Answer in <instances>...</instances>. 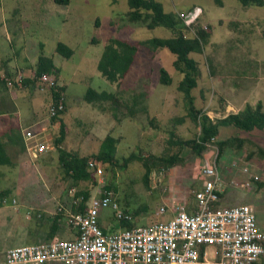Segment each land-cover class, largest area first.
I'll use <instances>...</instances> for the list:
<instances>
[{
    "label": "rangeland",
    "instance_id": "374dc122",
    "mask_svg": "<svg viewBox=\"0 0 264 264\" xmlns=\"http://www.w3.org/2000/svg\"><path fill=\"white\" fill-rule=\"evenodd\" d=\"M159 1L166 11L176 9L173 11L178 14L188 13L195 6L201 8L193 23L203 28L208 38L201 53H190L200 68L198 84L193 90L196 105L207 110L212 118L240 109L247 102L254 104L260 100L264 108V4L246 7L238 0H219L220 3L218 0ZM127 10V0H69L65 5L53 0H0V60L14 58V63L24 67L23 75L29 77L33 75L39 55L51 58L54 70H57L56 81L65 87V111L59 115L63 114L64 125L68 129L64 137L67 152L90 158L98 151L105 135L111 134L116 138V161L106 167L101 162L102 175L97 177L95 183L90 180L75 182L65 175L56 149L45 152L48 159L43 167L36 163V158L41 154L31 161H25L19 173L17 168L11 170L8 165L0 166V188L9 189L11 184L5 181L17 174H43L54 181L46 187L57 191L58 195L49 199V205L55 209L58 203H69L81 196L73 197L71 192L87 191L90 194L101 184L111 192L119 207L131 214L132 225L149 224L167 217L157 214L165 203L174 200L181 204H194L193 191L200 187L203 178L201 169L215 157L223 181L221 205L250 204L255 209L258 224L264 230V160L256 155L248 157V151L254 147L251 144L246 143L241 148L227 147L219 157L216 156L215 142L208 143L200 154L185 146L182 149L183 162L168 169L152 171L147 185L143 181L144 168L137 157H131L124 165L123 159L132 154L145 157L162 154L167 147V129L175 127L176 134L184 139L194 137L199 131L198 125L185 115L183 96L177 89L181 74L172 65L174 54L166 48L152 50L140 44L151 37H169L172 31L162 26L146 28L143 23L130 22L125 15ZM195 29L196 26H192V29L187 28L183 32L192 35ZM110 37L125 39L138 47L127 73L115 82L108 81L97 67ZM58 41L73 50L71 57L66 59L57 52ZM23 55L27 60H23ZM160 67L170 74V84L159 81ZM17 77H20V73ZM36 86L33 94L41 102L38 112L40 110L42 116H48L50 90H41ZM87 87L112 92L120 100L129 102L133 94L142 93L148 113L140 112L132 117L118 101L88 102L84 98ZM149 118L153 120L151 123ZM42 123L46 126L47 121ZM48 124L46 132L49 134L42 135L36 127L29 130L31 138L39 141L36 137L42 135L46 137L42 140L53 141L58 134L59 121L55 122V126ZM221 131L215 141L239 136L264 147V128L244 131L228 126ZM244 168L258 176V179L250 180L249 187L243 186L249 180L248 173L243 172ZM7 199L5 206L13 207L15 200ZM3 214L4 210L0 209V215L4 217H20L23 212L16 213L9 208L6 215ZM48 215L51 216L45 213L35 218L44 220ZM24 216L31 218L27 211ZM100 218L101 227L103 225L107 231L122 228L116 226L119 221L110 208H104ZM2 227L8 230L1 235L0 229V259L9 247L45 239L34 237L30 241L17 236L16 231L12 230L17 227ZM61 229L63 234L59 236L69 231L65 224Z\"/></svg>",
    "mask_w": 264,
    "mask_h": 264
},
{
    "label": "built area",
    "instance_id": "2783aa9c",
    "mask_svg": "<svg viewBox=\"0 0 264 264\" xmlns=\"http://www.w3.org/2000/svg\"><path fill=\"white\" fill-rule=\"evenodd\" d=\"M200 13L201 8L195 6L179 16L192 29ZM21 79V75L16 78L19 86ZM6 81L8 86L13 85L11 79ZM35 83L41 90H57L53 73H41ZM64 104L62 93L57 100L51 96L48 117L63 111ZM24 139L30 157L55 148L51 142L31 138L29 131L24 133ZM87 165L97 181L103 171L101 162L90 157ZM243 172L249 178L244 187H249L250 180L258 179L248 168ZM201 174V185L193 191L194 204L188 206L172 200L157 211L167 215L161 220L106 232L100 224L104 208H110L118 221H130L132 216L100 184L87 199L81 195L69 203H59L49 213L63 216L68 235L9 247L0 264H253L264 260V230L257 222L254 207L248 203L221 205L223 181L215 157L201 169ZM71 193L75 197L76 193ZM82 201V210H73ZM27 214L31 217L32 211Z\"/></svg>",
    "mask_w": 264,
    "mask_h": 264
},
{
    "label": "trees",
    "instance_id": "16d2710c",
    "mask_svg": "<svg viewBox=\"0 0 264 264\" xmlns=\"http://www.w3.org/2000/svg\"><path fill=\"white\" fill-rule=\"evenodd\" d=\"M53 1L60 5L69 3V0ZM238 2L246 7L262 6L264 4V0H238ZM127 5L128 10L125 12V15L130 22L143 23L146 28L162 26L172 31V35L169 37H151L142 40L140 44L152 50L166 48L174 54L175 58L173 59L172 65L174 69L181 74V78L177 84V89L183 96L186 111L185 115L193 120L199 127L198 133L194 137L187 139L178 136L176 134L175 127L167 129V147L162 154H150L146 157L142 154H132L130 157L123 159L124 165L131 157H137L140 160L144 168L143 181L146 185L152 171L168 169L174 165L182 163V149L185 146H188L196 154H200L206 148L207 144L212 142V138H216L218 136L220 126L232 125L244 131H251L255 128H264V108L262 101L260 100L256 101L254 104L247 102L236 112H223L222 116L218 118H212L207 113V110H203L201 107L196 105V96L193 90L198 84L200 68L198 66V62L190 55V53H201L203 51L208 38V34L203 28L198 26L195 22L192 24V26H196L194 33L192 35H186L183 31L188 27L184 25L179 14L175 11H165L161 1L159 0H127ZM262 35L264 36V27L262 28ZM56 50L66 59L71 57L73 53V50L61 41L57 42ZM137 51V45L125 39L118 37L108 38L103 48L101 57L97 63L100 74L110 82L119 81L127 73L129 67L134 61ZM43 72L53 73L55 75L57 70H54V63L51 58L39 55L34 74L27 78L23 77L21 79V83H33ZM159 81L166 85L171 83V76L163 67L159 68ZM17 85V83H13L14 88H17ZM56 88L57 90L50 89L51 96L54 100L59 98L64 89V87L59 85L58 82ZM142 95V93L133 94L132 100L129 102L125 99L120 100L117 95L112 92L104 90L97 91L94 88L87 87L84 93V98L88 102L96 100H111V102L114 103L118 101L119 104H122L126 108V113H128L129 116L134 117L140 112L148 113L147 106L144 103V100H142ZM59 113L60 112H57L55 115L50 117L53 123L59 121L58 134L53 140V143L56 146L62 142L66 130ZM179 120H181V118ZM152 121V118H149V122L151 123ZM246 143L254 146L248 151L247 155L249 158L256 155L259 159L264 160V147L255 144L248 138L239 136H230L224 139L216 140L215 145L217 147V157L221 156L227 147L241 148ZM1 146L2 143L0 142V163H5V160L2 157L3 150ZM174 146L175 148L171 150ZM57 152L58 160L65 175L70 176L75 182L89 180L93 181V183L96 182L93 171L88 169V156L70 154L64 146L63 148H61V146L57 147ZM115 154L116 138L111 134H107L102 139L99 149L95 154H93V157L102 162L104 167H106V165L111 166L114 164L116 161ZM79 194L84 197V200L87 199L89 195L87 191L76 193V195ZM4 195L5 191H0L1 203ZM219 196L221 197L220 193ZM74 208V210H82L83 201ZM125 212L129 213L128 211ZM40 220L42 223L38 224V229H43V225L45 223L48 224L44 240H50L54 237L56 233L55 229L58 226L57 223L59 224L60 221L63 220V216L60 213L51 214V216L48 215L46 219ZM116 226L131 228L134 225H132L129 220L121 219ZM102 229L104 232L107 231V228L105 227H102ZM253 264L259 263L255 262ZM262 264H264V260L262 261Z\"/></svg>",
    "mask_w": 264,
    "mask_h": 264
},
{
    "label": "crops",
    "instance_id": "0c3cea01",
    "mask_svg": "<svg viewBox=\"0 0 264 264\" xmlns=\"http://www.w3.org/2000/svg\"><path fill=\"white\" fill-rule=\"evenodd\" d=\"M173 7L174 5L172 4V9ZM23 60H27L26 57H24V55H23ZM14 61L15 59L14 58L11 59L10 57H8V59L0 60V142L2 143L1 147L3 150L2 157L5 160V163H0V166L8 165L11 168V170L17 168L19 173L22 172V167L25 165V161L27 162L28 160L31 161L33 159V157L28 156L26 152L27 140L24 139V133L26 131L38 127L37 132L40 131L39 133H41L42 135L49 134V132H46L48 130L47 124L49 123L48 125L51 127V126H55V123H53L48 116L45 115L42 116L43 113L41 114L40 110L38 112V109L41 106V102H38L33 94L35 93L33 91L36 90L34 87V85H36L35 82L27 83V84L24 83L21 86L17 85L16 89H12L6 85V82L3 79L4 76L14 78L16 72L20 74H22V71L24 72V67L21 66V64L14 63ZM24 78L27 77L24 75ZM225 102H227L226 99ZM238 109L239 108H236L229 112H236ZM62 116L63 114L61 115V118ZM42 121H47L46 126L44 125V123H42ZM228 126H232V125H228ZM228 126H220L219 131L222 132L221 129ZM65 129H66L65 130L66 135L64 137H66L68 133V129L66 128V126ZM42 135L41 137L39 136L36 137L41 142L45 141V139L42 140L41 138H46V137H42ZM51 143L55 146V148L49 150L48 152L56 150L57 147L59 146H61V148H63L64 146L65 148V138H63L62 142L58 146H56L53 143V141H51ZM67 143H69V140ZM66 147L68 149V146ZM40 154L41 155L38 154L39 156L37 155L38 158H36V163L39 165V167H43L45 161L48 159L47 158L48 153L47 154L40 153ZM5 182L11 185H9L10 186L9 189L0 188V191H5V195L3 198L5 201L2 203L0 202V209L4 210L5 215L7 209L9 208H13L16 211V213L22 211L23 214L20 217L14 215L11 216L8 215L4 217L0 215V223H2V226L17 227V229L12 228L13 231H16L17 236H22L23 239L25 238L30 241L34 237L35 239L45 238L48 224L45 223L42 227L43 229H37L36 226L42 223V221L40 219L37 220L35 216H38V214L43 215L45 213H50L54 211V208H52L49 205L50 204L49 199L50 197L56 196L58 194L55 189L51 190L52 187H50V189L46 187L47 184L54 182L53 179L46 177L43 174L42 175L27 174L24 176L17 174L15 176H12ZM8 192L10 193V195H6L8 194ZM7 197L15 200V204L13 207L7 205L5 206L4 203L7 202L8 200ZM29 210L32 211V217L30 219H26L24 214L26 213V211L28 212ZM40 210H42V212H40ZM100 220L102 219L100 218ZM64 224L65 222L63 220L60 221L59 224L57 223L58 226L55 229L56 233L54 236H59V234H63V230L61 229V227H63ZM2 226H0L1 235L6 233L8 230V228ZM68 234L69 231L68 233L66 231L64 232L63 236ZM31 242L32 243L37 242V240ZM262 261L263 260L257 263L262 264Z\"/></svg>",
    "mask_w": 264,
    "mask_h": 264
},
{
    "label": "clouds",
    "instance_id": "9594fccd",
    "mask_svg": "<svg viewBox=\"0 0 264 264\" xmlns=\"http://www.w3.org/2000/svg\"><path fill=\"white\" fill-rule=\"evenodd\" d=\"M198 7H199V6H198ZM18 74H19V73H17V72H16V75H15V77H14V78H12V77H7V76H4V78H3V79L5 80V82H6V85H7V81H6V79H7V78L11 79L13 83H17V82H16V78H17V75H18ZM33 74H34V73H33ZM20 75L22 76V78L24 77L23 73H22V74H20ZM21 85H22V83H21ZM7 86H8V85H7ZM8 87H11V86H8ZM12 87H13V85H12ZM62 94H63V92H62ZM63 96H64V95H63ZM64 99H65V97H64ZM64 109H65V104H64ZM64 109H63V110H64Z\"/></svg>",
    "mask_w": 264,
    "mask_h": 264
}]
</instances>
